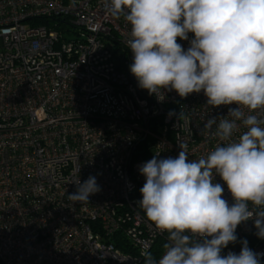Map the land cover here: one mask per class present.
<instances>
[{
    "label": "built area",
    "instance_id": "built-area-1",
    "mask_svg": "<svg viewBox=\"0 0 264 264\" xmlns=\"http://www.w3.org/2000/svg\"><path fill=\"white\" fill-rule=\"evenodd\" d=\"M130 31L123 17L106 12L104 0H0L3 264H143L141 252L167 236L137 204L145 183L139 167L157 152L176 157L181 142L189 159L222 145L212 134L216 126L204 124L237 105L209 106L203 91L149 95L129 70ZM144 139L148 156L136 158ZM90 175L101 191L74 203L68 195ZM215 182L233 203L219 175ZM255 232L253 220L242 222L238 241L223 254H238L244 239L264 252Z\"/></svg>",
    "mask_w": 264,
    "mask_h": 264
},
{
    "label": "clouds",
    "instance_id": "clouds-1",
    "mask_svg": "<svg viewBox=\"0 0 264 264\" xmlns=\"http://www.w3.org/2000/svg\"><path fill=\"white\" fill-rule=\"evenodd\" d=\"M104 8L131 25L126 45L138 87L158 100L165 91L181 98L203 91L209 106L237 105L206 120L204 129L215 125L212 134L223 142L207 157L189 159L181 142L176 157L157 152L139 167L145 183L137 204L168 233L161 257L144 250L143 264H261L264 252L246 239L238 254L223 252L238 241L242 222L253 220L264 239V115L251 114L264 109V0H104ZM76 184L68 195L74 203L101 191L92 175Z\"/></svg>",
    "mask_w": 264,
    "mask_h": 264
},
{
    "label": "trees",
    "instance_id": "trees-1",
    "mask_svg": "<svg viewBox=\"0 0 264 264\" xmlns=\"http://www.w3.org/2000/svg\"><path fill=\"white\" fill-rule=\"evenodd\" d=\"M117 52L120 53V55L124 56L126 54V52H123L121 51L120 48L117 49ZM136 154H135V157L136 158H146L148 156V149H147V144H146V139H144L137 147L136 149ZM144 214H145V211L143 210ZM146 215V214H145ZM168 236V233L165 231V237ZM164 239L160 238L156 241V244L155 246L153 247L152 249V253L154 255V257L158 258V256L160 255V252L163 248V244H164ZM0 264H3L1 261H0Z\"/></svg>",
    "mask_w": 264,
    "mask_h": 264
}]
</instances>
